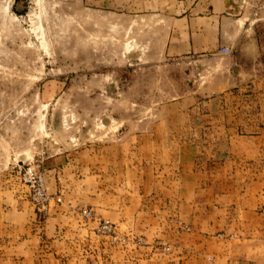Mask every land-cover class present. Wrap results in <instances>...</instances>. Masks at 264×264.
Here are the masks:
<instances>
[{
    "label": "rangeland",
    "instance_id": "1",
    "mask_svg": "<svg viewBox=\"0 0 264 264\" xmlns=\"http://www.w3.org/2000/svg\"><path fill=\"white\" fill-rule=\"evenodd\" d=\"M245 1L258 48L249 62L169 60L151 24L75 0H0V192L14 189L43 218L61 197L47 191L49 205L37 207L23 173H41L47 190L43 163L59 156L61 181L94 180L119 199L122 187L187 181L195 213L210 223L194 228L215 243L248 233L235 224L244 219L263 233L264 0Z\"/></svg>",
    "mask_w": 264,
    "mask_h": 264
},
{
    "label": "crops",
    "instance_id": "2",
    "mask_svg": "<svg viewBox=\"0 0 264 264\" xmlns=\"http://www.w3.org/2000/svg\"><path fill=\"white\" fill-rule=\"evenodd\" d=\"M75 1L90 11L151 24L157 29L154 46L169 60L223 56L249 62L257 56L245 0ZM66 165L59 156L43 163L48 193L61 197L43 218L14 189L0 192V264H264V231L258 233L257 219L235 221L252 229L219 243L204 228H194L210 223L195 213V187L185 184L187 176L180 185L122 187L119 199L94 180L89 186L61 181ZM86 207L96 219L111 222L125 243L98 234L97 223L79 213ZM183 223L193 228L179 230ZM136 237L147 245L137 247ZM160 244L171 250L162 251Z\"/></svg>",
    "mask_w": 264,
    "mask_h": 264
},
{
    "label": "built area",
    "instance_id": "3",
    "mask_svg": "<svg viewBox=\"0 0 264 264\" xmlns=\"http://www.w3.org/2000/svg\"><path fill=\"white\" fill-rule=\"evenodd\" d=\"M24 182L28 185L31 201L39 208L45 209L50 201L51 197L47 193L43 175L35 172L32 168H27L23 173ZM59 202V200H57ZM81 215L84 219L93 220L97 223L96 231L101 235L113 236V225L104 220L96 219L91 210H83Z\"/></svg>",
    "mask_w": 264,
    "mask_h": 264
},
{
    "label": "bare ground",
    "instance_id": "4",
    "mask_svg": "<svg viewBox=\"0 0 264 264\" xmlns=\"http://www.w3.org/2000/svg\"><path fill=\"white\" fill-rule=\"evenodd\" d=\"M95 85H98V84H95Z\"/></svg>",
    "mask_w": 264,
    "mask_h": 264
}]
</instances>
